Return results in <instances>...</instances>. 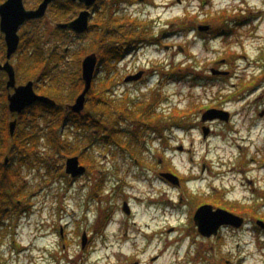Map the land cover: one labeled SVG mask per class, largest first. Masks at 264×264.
I'll list each match as a JSON object with an SVG mask.
<instances>
[{
  "label": "rangeland",
  "instance_id": "374dc122",
  "mask_svg": "<svg viewBox=\"0 0 264 264\" xmlns=\"http://www.w3.org/2000/svg\"><path fill=\"white\" fill-rule=\"evenodd\" d=\"M38 3L31 0L28 5L34 9ZM99 6L93 22L107 7ZM51 10L43 21L32 24L34 31H54L60 20ZM118 10V18L133 25L143 47L112 61V96L117 100L126 96L141 101L160 99L159 115L181 112L192 126L210 111L207 106L225 100L226 106L220 108L231 112L237 125L230 131L223 123L215 124L212 137L203 142L192 126L168 128L164 131L167 137H162L155 132L154 122L148 127L137 124L142 121L136 118L133 126L142 130L135 134L137 140L129 135V123L124 121L121 127L126 136L121 142L130 144L135 160L128 155L129 149L100 139V133L93 136L95 129L65 126L63 135L82 150L84 154L77 155L87 170L74 178L65 171L67 158L74 155L61 157L41 138L38 157L43 168L26 164L22 170L28 183L24 206L29 210L17 214L14 206L4 219L0 215V264H222L223 260L224 264H264L260 234L244 221L240 227L224 225L219 235L210 237L191 231L188 222L191 196L197 200L199 195L211 194L229 207L232 202L253 203L264 195V169L253 161L264 155V78L255 79L264 71V0H121ZM188 11L189 18L201 17L199 23L214 30L197 31L199 24L193 25L191 19L187 29L175 22ZM223 12H228L226 21L216 23L213 18H222ZM87 33L82 38L68 32L59 37L64 41L63 51L68 48L69 68L74 73L82 69L80 62L85 57L79 52L91 53L97 41L96 32ZM148 39L152 41L149 45ZM130 44H124V51ZM46 49L51 50L49 45ZM104 67L94 83L104 80ZM174 68L178 78L169 79L167 73ZM130 74L139 79L127 82ZM40 75L38 91L46 85L38 80ZM151 92L157 94L151 97ZM73 102L66 100L65 104ZM87 106L85 114L90 112ZM49 166H58L59 171ZM166 169L181 171L191 180L182 190L165 186L157 172ZM181 191L187 199L179 204ZM127 201L130 214L123 209ZM263 215L262 208L255 213ZM85 234L88 243L83 247Z\"/></svg>",
  "mask_w": 264,
  "mask_h": 264
},
{
  "label": "trees",
  "instance_id": "16d2710c",
  "mask_svg": "<svg viewBox=\"0 0 264 264\" xmlns=\"http://www.w3.org/2000/svg\"><path fill=\"white\" fill-rule=\"evenodd\" d=\"M40 1L41 0H37V2ZM120 1L121 0H100L101 5H107L106 10H103L102 14H98L96 21L90 26L91 28L89 31L96 32L95 37L97 41L94 46L91 45L92 48L89 51H97L100 57V64L102 67H107V73L102 82L93 83L92 89L87 95V108H89L90 112L86 115L75 114L73 111L68 112L64 109L66 100L75 101V98L84 90V79L81 74L82 69L77 73L72 72L69 68L70 61H68L67 58L69 54L67 53L68 48L66 50L64 48V51L61 48L62 42L64 41L59 37L67 34L68 31L59 27H55L54 31L39 32V28L35 30L34 44L36 54L34 58L31 59L32 61L27 71L30 77L32 76L33 69L37 70V74L38 72L41 73L38 80L41 84L43 82L46 85L43 84L40 89L43 94L56 100L57 105L49 106L40 103L37 108L34 107L31 109L30 114H27L25 119H21L22 123L18 126L14 136L9 133L7 121L4 122L5 124H0V215H4L1 219H4L5 214L13 210L12 207L14 206L17 207L15 211L17 214H23L29 210L28 205L24 206V202L27 198L25 190L27 189L28 183H26V176H24L25 174L22 170L23 166L26 164H35L43 168L44 165L41 161L42 159H40L41 156L40 158L38 157L40 153L38 152V147L41 138L46 139L49 146L52 145L51 149H54L56 153L62 155L61 157L80 154L82 150L77 149L79 146H76L75 142H70V140L63 135V127L74 125L81 131L82 129H84V131L95 129L93 136H96V133H100V139H106L111 145L114 143L117 147H121L122 149L125 147L133 154L130 150L132 149L130 144L128 145L127 142H121L122 136H126L124 133L125 129L121 127L124 121L129 123L128 125L131 130L129 135L131 136L133 134L136 139L139 137L135 134H137V131L142 134V130L141 127L136 129V126H133L137 123L133 122V119L140 118L142 122L137 124L146 126L151 125L152 122L156 123L157 121H163L164 125V119L160 121V115L157 114V102L160 103V99H155L154 101L142 99L141 101L126 96V98H119L120 100H117L116 97L110 94L115 82L114 76H110L111 71L115 69V66L112 65V61L115 58H117L116 61H119V57H121L120 53L125 50L124 44L127 45L130 41V47H134L139 45L138 43L141 39V37H136L137 35L134 34L135 30L132 24L129 23L130 25L128 26L126 22L118 18L117 12H119L118 7ZM74 11L75 7H73L69 1L63 3L57 2L52 7L53 17L60 20V22L69 20L68 17L74 14ZM190 13L191 11H188V14L182 15V17L178 16L175 18V22H181L184 28H188V19H191L189 18ZM227 15L228 12H223L222 18L216 17L213 18V20L216 23L220 22V20H223ZM197 17L198 16L195 15L193 17L195 20L191 19L193 25H198L200 24L199 22L202 21L201 17L196 20ZM126 19L133 20L134 18L127 16ZM224 21H226V19H224ZM81 36L79 35L78 38H82ZM147 41L148 43L151 42L149 39L146 40V42ZM118 44L121 46H117ZM47 45H49L51 49L49 52H47L46 49ZM79 55L84 57L88 55V52L81 51ZM175 70V68L173 70L171 69L170 73H167L170 74V78L167 76H163V78L172 79L177 74ZM176 77L178 78V76ZM256 81L259 82L258 79H256ZM253 83H251V86ZM69 85L71 90L66 93V88L69 87ZM66 94L70 96L66 98ZM156 94V92H151V97H154ZM184 118H186L185 114L177 112V114L175 113L173 116L168 117L167 122L172 129L179 126H187L190 129L192 124ZM40 119H42L43 122L40 121ZM104 132L106 133L105 137ZM83 154L84 153L81 152V155ZM4 156L10 157L11 163L9 162V165L1 162ZM83 159V156H81V160ZM84 161L90 163V160L85 159ZM12 162L14 164L19 163L20 165L18 167L14 166ZM31 165H28V167H31ZM49 168L59 171L58 166H49ZM50 175L54 177L56 173L51 171ZM224 203L228 205L227 202ZM247 211L249 210H245L244 214ZM224 262L226 261L223 260L222 264H224ZM215 264H217V262Z\"/></svg>",
  "mask_w": 264,
  "mask_h": 264
},
{
  "label": "flooded vegetation",
  "instance_id": "af4514ba",
  "mask_svg": "<svg viewBox=\"0 0 264 264\" xmlns=\"http://www.w3.org/2000/svg\"><path fill=\"white\" fill-rule=\"evenodd\" d=\"M6 1H8V0H0V7ZM30 1L31 0H24L26 9L35 10V8H37L43 0H41L38 3V5L34 7V9H32L28 5L30 3ZM65 1L71 2L72 6L75 7L74 14L70 15L68 17L69 20H67V21L75 20L77 18V16L82 11L89 9L91 12V16H92L91 17L92 23H94L93 19L95 18L96 13L99 11L98 8H101L99 6V5H101L100 0H99V2H96V4L93 6H87L86 4H83L79 1L74 2L71 0H58V1H55L54 3L50 4L49 10L53 7V5H55V3H57V2L63 3ZM42 19L43 18H35L33 20H28L25 22L24 25H22L20 27V29H19L20 30L19 31V35H20L19 46L16 49V52L13 53L11 57H9V51H8L9 44H8L7 39H6V33H4L1 29L2 28V21H1V14H0V124L7 121L8 126H9V133L11 135H12V133L10 132L11 122L15 120V122L17 123V127H16V129H17L18 126H20V123H22L21 119H25L27 114H30L31 109H33L34 107L37 108L38 105H40V103H42V102H40V103L37 102V103H34L32 105H29L28 107H26L25 109H23L20 112L12 111L11 107H10V103H9V96L11 94L15 93L16 87H18L20 85L28 84V82L30 80L35 82V84H34L35 91L38 94L39 93L43 94L41 91H38V88L36 86V83L38 82L37 81V77H38L37 70L33 69L31 77L29 76V72L27 71V68L32 61L31 59L34 58V56L36 54L35 44H34V32L35 31L32 28V24L35 23V21L36 22H39L40 20L43 21ZM57 24L58 23H56V27H58ZM207 27L209 29L210 25H207ZM213 30L214 29L211 28V31H213ZM67 31L70 34H74L76 37L79 36L78 33L76 34L71 30H67ZM142 47H143L142 42H139L138 46L129 47L128 49H126V51L123 50V52L120 53V56L122 58H126L128 56V50L130 52H134L136 50H139ZM7 62H10L12 64L14 71L16 72V81H15L16 85L15 86H9V82H8L9 77H10L9 72H8V70L4 69ZM130 76H133V74H130L128 77H130ZM159 76H160V74H159ZM216 77H218V76H216ZM24 78H25V80H24ZM161 78L158 81V83L160 85L162 82ZM263 78H264V71L259 77H257V79L259 81L260 80L262 81ZM131 80H134V79H131ZM135 80H138V79H135ZM224 102H226V101L224 100ZM224 102L221 104H216L213 102L207 107L204 106L202 109L204 110V108L206 107L205 109H207V110L216 109L218 111H223V112L226 111V113L223 114V113H219V112H214V114H215V116H217V118H215L213 120V119H208L207 117H210V116H207V114L204 112V114L202 115V118L200 120L195 121V124L192 126L191 130H193V131L195 130V131H198L199 133H201V138H202L203 142H205V141L207 142L210 140V138L212 137V134H213V132H211V131H212L213 126H215V124L223 123L228 127V129L230 131L234 128L235 125H237V122L234 121L232 116H231V112H229L226 108H220L223 104H224L223 106H226V104ZM73 103H70V104H73ZM70 104H64V109L67 110L68 112H72V110L71 111L68 110V106ZM220 109H222V110H220ZM73 113H75V112L73 111ZM75 114H77V113H75ZM81 114L86 115L84 112H82ZM214 114H212V115H214ZM160 115L162 117L164 116L163 118H160V121H162L164 119V125L162 123L163 121L158 122V124L153 123L152 125H154L155 132L158 131L159 134L162 135V137H167V135H166V133H164V131H166L168 128H171L167 122L168 117L165 116L164 113L160 114ZM191 130H189V131H191ZM130 156L133 157V155L131 153H130ZM258 157H259L258 155L256 157H254L253 161H255V162L259 161L261 163V169H264V155L260 159ZM157 174H158L159 180L161 181L162 184H164L165 186H169V187L172 186L173 188L179 187L181 190L184 189L187 182L189 180H191V179L188 180V178L186 179L185 175H183V173L181 171H178V170L175 171V170H171V169H166V170H161V171L157 172ZM168 174L174 176L175 178L174 177L171 178V176H169ZM188 177L193 178V176H188ZM252 183L254 185V182H252ZM254 188H256L255 185H254ZM184 193H185L184 191H181V195L179 197V200H180L179 204L183 203L184 200L187 199V197ZM191 199H192V201H189L190 208L188 209V215H189L188 222L190 221V226H191L190 230L191 231L195 230L199 234V228L195 222V216H196L195 214L197 213L199 208H201L203 206H209V205H212L214 207V210L222 208V209L227 210L228 212L230 211V212H232L238 216L243 217L245 225L247 224L248 227H250V228L252 227L253 230H255L256 232H258L260 234L259 240L261 241L260 243L262 245L261 251L264 254V226L258 225V221L264 222V215L259 217V216H255V214H254V213H256V211H260L261 208L264 209V195L259 197L258 199H254L252 201L253 203H251V201L250 202H239V203L232 202L229 204V207L226 206L227 204L226 205H225V203L220 204L217 199H213L211 194L209 196L199 195L197 197V200H195L196 198L191 196ZM128 204H129V202H128ZM244 204L246 206H250V205L251 206H250V208L243 207ZM245 210H249V211L252 210V211H250V212L247 211L244 214ZM238 211H242V213L238 212ZM250 214H252V215H250Z\"/></svg>",
  "mask_w": 264,
  "mask_h": 264
},
{
  "label": "water",
  "instance_id": "95a60500",
  "mask_svg": "<svg viewBox=\"0 0 264 264\" xmlns=\"http://www.w3.org/2000/svg\"><path fill=\"white\" fill-rule=\"evenodd\" d=\"M58 0H43L35 10L26 9L24 0H8L0 7L1 21H2V31L6 33V39L9 44V57L12 56L13 53L16 52V49L20 43V35L19 29L22 25L25 24L28 20H33L35 18H43L45 17L48 7L50 4L54 3ZM71 1H79L87 6H93L96 4L97 0H71ZM91 12L89 9L82 11L75 20L69 21L66 23H59L58 26L63 29H71L76 33H86L89 30L90 20H91ZM201 30H207L208 27L201 25ZM82 62V78L84 79V90L80 93V95L76 98V102L74 104H70L68 109L73 110L76 113H81L85 110V106L87 103V95L90 93L92 89L93 82L96 78V75L99 70V57L97 53H90ZM4 69L9 72V86L16 85V72L10 62H7ZM131 79H139V76H130L126 79L129 82ZM35 82L30 80L28 84L20 85L16 87L15 93L9 96V103L12 111L20 112L29 105L34 103H45L47 105L55 106L57 101L52 99L50 96H46L43 94H38L34 89ZM214 112L226 113V111H218L216 109L208 111L206 114L208 119H214ZM214 114V115H212ZM17 123L14 121L10 124V131L12 135H15ZM9 157L6 158V164L8 163ZM66 165L67 173L71 174V176L77 177L84 174L87 170L85 166L81 165V161L78 156H73L68 158ZM169 176L174 177L170 174ZM175 178V177H174ZM177 179V178H176ZM123 209L126 213H131V208L129 207L128 202L124 204ZM244 221V218L238 215H235L232 212H228L225 209L219 208L214 210L212 205L203 206L199 208L196 213L195 222L198 225L199 232L202 235L211 236L218 235L220 227L223 225H234L240 227ZM259 225L264 226L263 221H259ZM83 247H85L88 243L87 235L83 237Z\"/></svg>",
  "mask_w": 264,
  "mask_h": 264
}]
</instances>
